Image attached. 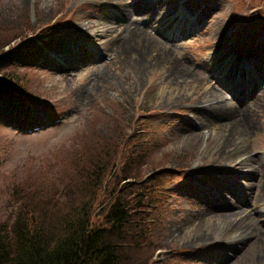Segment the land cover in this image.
<instances>
[{
  "label": "rangeland",
  "instance_id": "374dc122",
  "mask_svg": "<svg viewBox=\"0 0 264 264\" xmlns=\"http://www.w3.org/2000/svg\"><path fill=\"white\" fill-rule=\"evenodd\" d=\"M20 44L2 70L24 80L0 107L4 229L26 187L107 171L99 212L126 170L159 196L127 264H264V0H0V52Z\"/></svg>",
  "mask_w": 264,
  "mask_h": 264
},
{
  "label": "trees",
  "instance_id": "16d2710c",
  "mask_svg": "<svg viewBox=\"0 0 264 264\" xmlns=\"http://www.w3.org/2000/svg\"><path fill=\"white\" fill-rule=\"evenodd\" d=\"M35 47L34 41L28 48ZM24 48L20 44L0 52V107L5 106L4 100H19L24 95L19 88L24 80H17L12 70L2 71L25 54ZM121 172V181L126 182L118 180L116 186H106L108 203L99 212L94 207L102 195L103 182L112 173L106 171L103 179L104 172L91 167L81 169L74 164L72 172L63 171L56 180L59 186L48 196L37 185L18 193L19 216L7 229L0 224V264H127V256L137 244H147L154 237L151 211L159 196L154 188L142 189L144 183L133 180L134 174ZM149 172L155 178L159 171ZM81 177L89 184L81 185Z\"/></svg>",
  "mask_w": 264,
  "mask_h": 264
},
{
  "label": "bare ground",
  "instance_id": "6f19581e",
  "mask_svg": "<svg viewBox=\"0 0 264 264\" xmlns=\"http://www.w3.org/2000/svg\"><path fill=\"white\" fill-rule=\"evenodd\" d=\"M141 35H142V33H139V37H141ZM139 41L138 42H135L134 44H132L131 43V46L130 47H128V48H130V49H132V46H135V45H145V44H147V42H149V41H147V40H143V39H138ZM127 47H126V49H128ZM168 50H166V48H162V50H161V53H158L161 57H164L165 59H166V63H169L170 62V58H169V56L167 57V54H168V52H167ZM168 60V61H167ZM176 64V63H175ZM178 72H177V78H182L183 76H184V78L186 77V71H185V69L184 68H182L181 66H179L178 65ZM215 93H218L217 91L215 92ZM219 94V93H218ZM221 95V94H220ZM222 97H223V95H221ZM224 102H225V100H223ZM222 102V98H221V100H217L216 102H215V104L212 106L211 104H210V106H212V107H215L217 110H219V111H224V112H226V110H225V108H223L224 106H226V104H224V103H221ZM221 103V104H220ZM261 104V100L258 98V99H256L255 100V102H254V105L253 106H257V105H260ZM220 105H222V106H220ZM228 107H230V110L231 109H233V110H235L234 109V107H232V105L231 104H229V105H227ZM261 106V105H260ZM229 110V109H228ZM244 111H245V116H250L251 115V112L253 111V109L251 108V107H247V108H245L244 109ZM236 120V119H235ZM235 120L234 121H232V123H234L235 122ZM239 120H240V122L242 123V126L244 125L245 127H247V123H245V119H244V117H240L239 118ZM239 120H238V122H239ZM247 120L248 121H250V122H252V119H250V118H247ZM232 123H230V124H227V125H224V127L225 128H228L227 129V131H228V134H232V135H239V137H241V136H243V134H242V131L240 130V129H238V128H233V127H230V125L232 124ZM237 125V124H236ZM233 214L234 213H231L230 215H222L223 217H224V222L225 223H227V224H230V223H232L231 222V218L233 217Z\"/></svg>",
  "mask_w": 264,
  "mask_h": 264
}]
</instances>
